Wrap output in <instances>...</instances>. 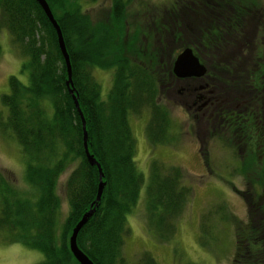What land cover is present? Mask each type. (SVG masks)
<instances>
[{
  "label": "trees",
  "instance_id": "1",
  "mask_svg": "<svg viewBox=\"0 0 264 264\" xmlns=\"http://www.w3.org/2000/svg\"><path fill=\"white\" fill-rule=\"evenodd\" d=\"M43 1L59 27L68 55V85L56 34L38 3L0 0V31L6 30L10 45L26 58L20 66L27 71L24 85L9 75L8 91L0 94V105L5 109L4 117L0 113V132L15 140L24 162L23 179L34 192L33 197H23L0 171V233L10 242L41 252L43 259L36 264H78L68 251L66 239L92 204L98 177L96 167L88 165L83 154L81 118L68 93L70 88L82 115L88 155L95 159L102 176L100 198L74 237L77 248L93 264H155L145 251L131 260L122 255L121 245L128 232L125 214L134 207L144 186L145 226L155 241L166 243L176 231L174 223L186 207L191 188L182 183L178 166L155 160L148 163L143 182L132 161L134 144L127 119L148 112L144 128L147 141L167 143L168 114L157 97L163 92L168 98L176 93L183 99L180 105L184 101L191 105L197 94L188 80L172 76L170 65L146 69L145 57L139 54L135 59L134 52L126 58L118 49L107 57V37L112 32L89 28L76 0ZM128 1L110 0L111 26L122 28ZM232 1H186V11L196 13L198 23L177 16L175 8L166 14L177 20L178 34H191L188 46H179L195 51L207 69L201 78L213 91V113L201 117L194 110L197 116L193 117L198 120L195 127L201 125L210 140L237 150L234 154L239 162L234 171L241 173L245 183L241 200L246 218L234 228L236 245L230 264H264V42H254L255 37L244 27L242 8L230 4ZM161 18L166 25L167 18ZM245 33L249 34L248 42H243ZM132 37L128 36V47L133 49ZM96 66L112 72L103 100L91 73ZM203 162L207 164L205 159ZM70 163L73 166L63 186L68 211L58 231L59 200L54 185Z\"/></svg>",
  "mask_w": 264,
  "mask_h": 264
},
{
  "label": "rangeland",
  "instance_id": "2",
  "mask_svg": "<svg viewBox=\"0 0 264 264\" xmlns=\"http://www.w3.org/2000/svg\"><path fill=\"white\" fill-rule=\"evenodd\" d=\"M76 1L82 15L89 21V28L106 29L109 34L112 32L111 36L107 37L109 41V47H106L107 57L115 55L114 49L121 51L126 58L135 52V59L139 54L146 58L149 52L148 58H143L148 63L146 69L156 70L158 65L171 67L174 56L186 47L179 45L186 43L188 46L191 41V34L186 36V32L184 31V34L182 30V33L178 34L180 31L176 27L177 20L166 13L175 8V11L178 9L177 16H191L184 19L196 23L200 21L196 13L194 18L192 10L186 11L185 4L188 0H129L124 6L127 15L120 29L118 25L111 26L108 17L110 0ZM237 1L230 4L237 6L238 9L242 8L241 14L245 16L244 27L248 29L246 31L255 37L254 42H264V0H243L241 3ZM163 16L168 20L166 25L161 18ZM136 25L139 26V30L135 31ZM5 31V29L0 31L2 95L8 91L6 83L9 75L16 77L23 85L27 82V71H22L20 66L26 58L16 53ZM130 34H133L135 49L128 47ZM174 34L178 36L177 39L173 37ZM248 36L246 34L243 42ZM250 50L246 51L248 58ZM131 61L136 62L133 59ZM91 73L94 81L100 85L98 93L103 100L111 86V69L104 70L96 66L91 69ZM178 96L175 93V96L168 98L163 92L157 97V101L161 102V106L168 114L167 143L150 144L147 141L144 128L148 112L143 111L140 116L130 115L127 123L134 144L132 161L136 171L142 175L143 182L147 179L148 163L153 160L178 166L183 174L182 183L191 188L189 199L186 200L185 209L181 210L174 223L176 231L173 237L166 243L155 241L145 226L144 186L141 187L134 207L125 214L124 224L128 232L121 245L122 255L131 260L136 259L138 253L145 251L155 260V264H230L236 245L234 228L246 218L245 205L241 200V191L245 183L241 180V173L234 171V166L239 162L238 156L234 154L237 150L235 152L227 146L223 147L222 143L210 140L207 130L201 125L196 128L198 120L194 119L197 115L194 113L193 104L184 101V105H180L183 99H178ZM0 113L1 117H4L5 109L1 105ZM16 145L15 140L8 134L0 132V171L23 197L30 198L34 196V192L28 189L23 179L24 162ZM204 159L207 161L206 165ZM72 166V163L67 164L56 177L54 189L59 200L56 230L61 226L62 219L68 211L63 186ZM41 259H43L41 252L20 243L10 242L4 233H0V264H36Z\"/></svg>",
  "mask_w": 264,
  "mask_h": 264
},
{
  "label": "water",
  "instance_id": "3",
  "mask_svg": "<svg viewBox=\"0 0 264 264\" xmlns=\"http://www.w3.org/2000/svg\"><path fill=\"white\" fill-rule=\"evenodd\" d=\"M36 3H38L39 7L41 8L40 10L45 14V16L47 17L48 22L51 24V26L53 27L52 30L54 31V33L56 34V43L58 44L59 47V52L62 55V62L65 65L66 69L65 72L67 74V80H65V85H68V82L70 80V74H69V70H70V66L68 64V55L65 52V46L62 43L61 39V33H59V27L57 25V23H55V21L53 20V16L51 15V13H49V8L46 4V2H44L43 0H34ZM171 69V73L173 74L174 77H176L177 79L180 78H185V77H194V78H200L204 73H205V67L201 64V62L198 61V58L193 55V52L191 50V48H187L184 47L179 53L178 55L174 56V60L173 63L170 67ZM198 88L201 89L200 86H198ZM68 93L72 96V103L75 106L76 109V113H78V115L81 118L80 121V125L82 128L81 131V136H82V142H81V146L83 147V154L86 157L87 161H88V165H94L97 169V177H98V183L96 185L97 187V191L94 195V200L92 202V204H89L88 209L78 218L79 220L73 225V227L71 228V232L69 234V236H67V243H68V251L71 252L72 254V259L75 260L78 264H93L91 260H89L85 254L82 253L81 250H79L77 248L76 245V241L74 240L75 235L77 234L79 227L82 226L85 222H86V218L89 215H92L93 211H94V206L95 203L98 202L99 200V194L101 193L102 190V181H101V170L100 167L97 165L95 159L90 155H88V151H87V146L85 144L86 142V136H85V129H84V125H83V120H82V115H80L79 113V108L78 105H76L75 101V96L71 94V89L69 88Z\"/></svg>",
  "mask_w": 264,
  "mask_h": 264
},
{
  "label": "flooded vegetation",
  "instance_id": "4",
  "mask_svg": "<svg viewBox=\"0 0 264 264\" xmlns=\"http://www.w3.org/2000/svg\"><path fill=\"white\" fill-rule=\"evenodd\" d=\"M192 52H193V54L195 53V51H193V50H192ZM198 61L201 62L200 58H198ZM202 63L203 62H201V64ZM202 65L204 66V64H202ZM206 71H207V69L205 67V73H206ZM180 79L188 80L189 84L191 86L192 92H195L197 94V95H195V98H194L195 100L191 103V104H193V107H194L193 109L196 110L197 112H199L201 114V117L203 115H206V116L211 115L213 113V109H214L213 107L215 106L212 104L215 103V101L210 97V95H212L213 91H212V89H210L209 83L204 81L201 77L200 78L185 77V78H180ZM198 86H200L201 89L198 88Z\"/></svg>",
  "mask_w": 264,
  "mask_h": 264
}]
</instances>
